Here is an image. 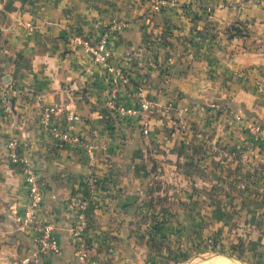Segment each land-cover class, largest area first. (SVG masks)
<instances>
[{"label":"crops","instance_id":"0c3cea01","mask_svg":"<svg viewBox=\"0 0 264 264\" xmlns=\"http://www.w3.org/2000/svg\"><path fill=\"white\" fill-rule=\"evenodd\" d=\"M158 1L0 0V264H184L214 242L229 253L198 264H264V142L209 106L264 125V0H175L156 10ZM107 31L115 70L90 49ZM114 87L117 104L150 101L148 133L145 116L110 107ZM51 106L62 109L46 124ZM54 126L79 142L61 143ZM12 153L45 183L37 214L59 250L39 260L25 261L36 244L18 217L31 199ZM89 176L98 187L83 260L70 239L71 202L85 197ZM163 179L172 191L180 180L190 201L177 215H154L152 236L144 198ZM207 207L241 212L246 239L230 249L219 235L227 222L215 217L212 227Z\"/></svg>","mask_w":264,"mask_h":264},{"label":"built area","instance_id":"2783aa9c","mask_svg":"<svg viewBox=\"0 0 264 264\" xmlns=\"http://www.w3.org/2000/svg\"><path fill=\"white\" fill-rule=\"evenodd\" d=\"M176 4L175 0H159L155 3V9L160 10L164 7L173 6ZM108 41H109V31L104 33L100 40L95 44L91 45L90 49L94 55V59L96 62L107 65L110 70H115L114 67L110 64V51L108 49ZM88 45V42H85ZM127 81L126 78H124ZM109 105L112 107L116 113L120 116L126 115H141L145 116L144 121V132L148 133L150 128V122L147 119V115L150 110V101L146 99H142L139 101L137 107H125L123 105L117 104L116 100V88L114 87L112 93L109 98ZM209 106L211 108L217 109L222 113H234L235 120L242 124L243 127L248 131L251 135L255 137V139H259L264 142V125L257 121H249V119H244V117L238 112L230 111L227 107L217 104L210 103ZM10 109V108H8ZM60 106H51L46 108L45 113L43 115L44 123L48 124L52 114H56L61 111ZM181 110L180 112H183ZM73 116H70V119H73ZM54 136L61 143H71V142H79V138L75 135H72L68 130L62 129L58 126H54L51 128ZM17 144L15 139L9 141V147L14 148ZM13 161H15L25 173V185L26 190L30 196L31 202L28 204L24 210L19 214V227L21 230L25 231L35 242L36 249L32 253L31 257L26 258V262L31 259L39 260L44 256H48L53 252L59 250L58 241L54 235L53 226L43 221L37 214L38 207L41 206L44 198V182L38 176L36 168L30 163L29 159L21 156L17 153H12ZM85 197L76 198L71 202V206L75 211V222L71 229V242L74 244L77 254L79 258L85 260L87 259V243H85L83 238V232L85 228L88 226L89 217L87 214V203L89 198L94 195L98 187V181L94 176H89L85 180Z\"/></svg>","mask_w":264,"mask_h":264},{"label":"rangeland","instance_id":"374dc122","mask_svg":"<svg viewBox=\"0 0 264 264\" xmlns=\"http://www.w3.org/2000/svg\"><path fill=\"white\" fill-rule=\"evenodd\" d=\"M228 109L230 111H233L230 108H228ZM184 110H187V108L186 109L184 108ZM228 115L229 116H227V115L226 116L229 119H233L234 121H236L235 117H234V113L233 114L228 113ZM171 183H172L171 181H169L167 179H163L160 182V184L159 183L156 184V189H155L156 194L149 195V196L144 198V207H143V211H142V219L144 220L148 216L149 217L152 216V221H153L151 223L150 228H152V229H150L149 235H152V236L156 235V232H155L156 225H155L154 220L157 218H155L154 215L159 213L158 215H161L162 218H166V215H168V214H172L173 216L177 215L178 214L177 211L179 212V210H175V209H178L180 207H185V202L190 201V197H185V195L182 192H177L178 187L181 186L180 180L176 181L175 191H172V188L170 187ZM203 198L205 200H209L208 196L197 198L196 200L201 201V200H203ZM210 199H211V201H213L214 197H211ZM172 207H174V208H172ZM166 208L171 209L172 212H171V210H170V212H168L167 210H165ZM211 209H212V207L206 208L207 212L211 214V223L210 224L212 227H214L213 223H214L215 217L218 218L219 216H221L223 221L227 222V225H226L227 227L226 228L224 227L223 229H221L220 233L218 232L220 236L222 235L223 241L225 240V241L230 243L229 248H232L236 244L240 245L239 242L243 241L242 239H246V236L248 234L247 228L244 227L245 224H242L243 221L245 220V218H244L245 216H243L241 212H236V211L231 212L230 210L229 211L224 210L221 212H215V211L210 212ZM226 209H228V208H226ZM155 210H158L159 212H154ZM174 210L176 212H174ZM210 214H208V215H210ZM153 217H154V219H153ZM208 221L210 222V220H208ZM239 221H241V222H239ZM152 232H153V234H152ZM214 235L215 234H213V236ZM213 236H210V237H213ZM226 250H227L226 247H224V246L220 247V245L215 250V249H212V245H211V250H209L206 253H203L201 258H200V256H197V258L193 257L189 261H186V263H184V264H198L200 262H204V259H206L207 257L214 256V254L216 255L218 253L228 254L229 249L227 250V252H226ZM223 251H225V252H223ZM184 259L188 260V257L184 258ZM178 260H181L180 262H183L182 257L181 258L178 257ZM178 260L175 262L177 263ZM212 261H215V260H212ZM216 262L217 263H215V264H222L221 261H216Z\"/></svg>","mask_w":264,"mask_h":264},{"label":"trees","instance_id":"16d2710c","mask_svg":"<svg viewBox=\"0 0 264 264\" xmlns=\"http://www.w3.org/2000/svg\"><path fill=\"white\" fill-rule=\"evenodd\" d=\"M231 29H233V30H236V32L237 33H240V34H242L243 32L245 33V31H242V30H240V29H238V27L237 26H232L231 27ZM243 116V115H242ZM244 117V119H248V117L247 116H243ZM216 248H217V244L214 242L213 244H212V249H215L216 250ZM231 249V248H230ZM90 246L88 245L87 246V253L89 254L90 252ZM231 251V250H230ZM223 252H225V251H223ZM227 252V251H226ZM229 252V251H228ZM188 254L187 253H185L184 254V256H185V258H187L188 256H187Z\"/></svg>","mask_w":264,"mask_h":264},{"label":"bare ground","instance_id":"6f19581e","mask_svg":"<svg viewBox=\"0 0 264 264\" xmlns=\"http://www.w3.org/2000/svg\"><path fill=\"white\" fill-rule=\"evenodd\" d=\"M213 263H217V262L214 261ZM223 264H237V263H235V262H233L232 260L226 258V259L223 261Z\"/></svg>","mask_w":264,"mask_h":264}]
</instances>
